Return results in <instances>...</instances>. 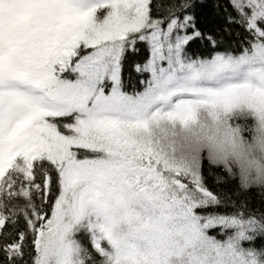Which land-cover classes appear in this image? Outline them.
<instances>
[{
  "label": "snow or ice",
  "instance_id": "snow-or-ice-1",
  "mask_svg": "<svg viewBox=\"0 0 264 264\" xmlns=\"http://www.w3.org/2000/svg\"><path fill=\"white\" fill-rule=\"evenodd\" d=\"M0 264H264V0H0Z\"/></svg>",
  "mask_w": 264,
  "mask_h": 264
},
{
  "label": "trees",
  "instance_id": "trees-1",
  "mask_svg": "<svg viewBox=\"0 0 264 264\" xmlns=\"http://www.w3.org/2000/svg\"><path fill=\"white\" fill-rule=\"evenodd\" d=\"M134 55L130 54L129 55V70H130V63H131V60L134 59Z\"/></svg>",
  "mask_w": 264,
  "mask_h": 264
}]
</instances>
